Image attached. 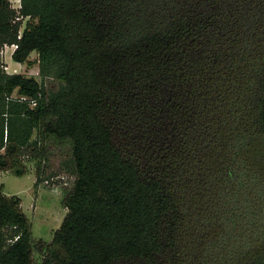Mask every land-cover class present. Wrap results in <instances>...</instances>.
<instances>
[{
  "label": "trees",
  "instance_id": "1",
  "mask_svg": "<svg viewBox=\"0 0 264 264\" xmlns=\"http://www.w3.org/2000/svg\"><path fill=\"white\" fill-rule=\"evenodd\" d=\"M15 43L0 171L71 182L50 242L0 184V264H264V0H2Z\"/></svg>",
  "mask_w": 264,
  "mask_h": 264
},
{
  "label": "rangeland",
  "instance_id": "2",
  "mask_svg": "<svg viewBox=\"0 0 264 264\" xmlns=\"http://www.w3.org/2000/svg\"><path fill=\"white\" fill-rule=\"evenodd\" d=\"M24 26L25 24H23L22 29ZM13 52V47L6 48L4 53L0 52V66L2 68L9 65V72L17 69L19 73L40 77L37 52L30 55L31 62L25 63L15 61L12 56ZM58 160L59 156H55L54 161L57 162ZM37 164L36 160L25 158L19 168L0 171V184L3 185L5 194L17 195L22 199V208L32 223L35 240L43 239L50 242L54 232L61 226L68 212V208L63 204L62 199L66 190L64 187L71 182V179L67 175L59 176L63 182L50 181L35 187ZM35 257L40 261L42 254L36 251Z\"/></svg>",
  "mask_w": 264,
  "mask_h": 264
},
{
  "label": "built area",
  "instance_id": "3",
  "mask_svg": "<svg viewBox=\"0 0 264 264\" xmlns=\"http://www.w3.org/2000/svg\"><path fill=\"white\" fill-rule=\"evenodd\" d=\"M8 1L10 3V6L13 9L17 10V12H20V9L22 8V0H8ZM22 18H23V16H18L17 17L18 20L19 19H22ZM8 47H13V49L15 50L18 47V44H16V43L15 44H12V45H7L6 44L3 48L0 49V52L1 53H4L5 50H6V48H8ZM3 68L8 73H19V71L17 69H14L13 72H9V65H5ZM14 95L15 96H18L16 94H14ZM21 98H26V97L22 96Z\"/></svg>",
  "mask_w": 264,
  "mask_h": 264
},
{
  "label": "crops",
  "instance_id": "4",
  "mask_svg": "<svg viewBox=\"0 0 264 264\" xmlns=\"http://www.w3.org/2000/svg\"><path fill=\"white\" fill-rule=\"evenodd\" d=\"M0 1H2V0H0Z\"/></svg>",
  "mask_w": 264,
  "mask_h": 264
}]
</instances>
